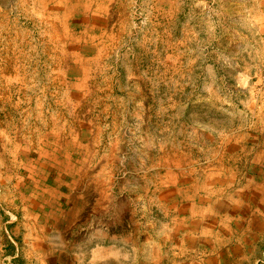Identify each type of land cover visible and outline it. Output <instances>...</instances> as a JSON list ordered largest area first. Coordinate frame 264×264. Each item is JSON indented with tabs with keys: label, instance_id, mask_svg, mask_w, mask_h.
<instances>
[{
	"label": "rangeland",
	"instance_id": "rangeland-1",
	"mask_svg": "<svg viewBox=\"0 0 264 264\" xmlns=\"http://www.w3.org/2000/svg\"><path fill=\"white\" fill-rule=\"evenodd\" d=\"M260 9L0 0V264H264Z\"/></svg>",
	"mask_w": 264,
	"mask_h": 264
},
{
	"label": "crops",
	"instance_id": "crops-1",
	"mask_svg": "<svg viewBox=\"0 0 264 264\" xmlns=\"http://www.w3.org/2000/svg\"><path fill=\"white\" fill-rule=\"evenodd\" d=\"M260 3V16H262L261 20L264 22V0H260ZM256 33L260 34L261 37H264V24L258 27ZM190 243L191 242L188 243V241L184 243L186 248H188L187 245ZM154 251H156L154 254H157V256L152 255L151 257H146L144 259L149 261L148 263L151 264H161L160 248H154ZM85 254L80 256V264H124V259L120 257L122 251L119 247L100 246L96 249H92V251L90 250V252H86Z\"/></svg>",
	"mask_w": 264,
	"mask_h": 264
}]
</instances>
